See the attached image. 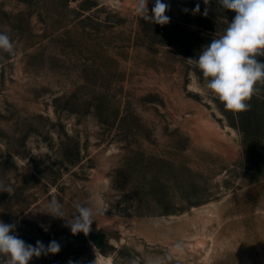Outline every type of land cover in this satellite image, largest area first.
I'll return each instance as SVG.
<instances>
[{"label":"rangeland","instance_id":"374dc122","mask_svg":"<svg viewBox=\"0 0 264 264\" xmlns=\"http://www.w3.org/2000/svg\"><path fill=\"white\" fill-rule=\"evenodd\" d=\"M163 2L161 26L134 0H0L15 48L0 52V182L13 189L0 221L61 249L29 264H146L177 242L166 264H264V89L227 110L187 62L235 13ZM53 198L64 218L44 212ZM77 203L107 209L87 236L67 223Z\"/></svg>","mask_w":264,"mask_h":264},{"label":"clouds","instance_id":"9594fccd","mask_svg":"<svg viewBox=\"0 0 264 264\" xmlns=\"http://www.w3.org/2000/svg\"><path fill=\"white\" fill-rule=\"evenodd\" d=\"M203 3V15L207 16L210 0H203ZM216 4L233 11L235 16L221 35L203 46L197 59L189 58L187 62L199 69L204 79V87L227 110L248 111L251 107L249 101L264 89V63L257 59L264 56V0H216ZM169 7L163 0H155L152 15H149L148 0H134V9L138 16L161 26L170 21V17L166 15ZM191 11L193 14L199 13L200 4L197 3ZM0 52L9 56L15 52L11 37L4 31H0ZM12 191L11 186L0 182V192L11 194ZM75 209V213L67 220L68 226L73 235L82 232L85 236L91 231L95 216L104 215L107 210L102 204L93 207L79 203L75 205ZM44 212L54 218H64L63 205L55 198L48 201ZM15 229V224L0 221V264H29L33 257L57 254L61 250L55 240L50 241L47 246L39 240L34 246L27 244L13 234ZM183 252V243L177 242L167 257L149 258L146 264H166L174 255H182ZM131 264L141 262L133 258Z\"/></svg>","mask_w":264,"mask_h":264},{"label":"water","instance_id":"95a60500","mask_svg":"<svg viewBox=\"0 0 264 264\" xmlns=\"http://www.w3.org/2000/svg\"><path fill=\"white\" fill-rule=\"evenodd\" d=\"M91 239H92L93 243L95 244V246L98 247L99 242L97 240V237L94 234H91Z\"/></svg>","mask_w":264,"mask_h":264},{"label":"trees","instance_id":"16d2710c","mask_svg":"<svg viewBox=\"0 0 264 264\" xmlns=\"http://www.w3.org/2000/svg\"><path fill=\"white\" fill-rule=\"evenodd\" d=\"M42 233V236H44V237H46L47 235H45L43 232H41ZM101 252H103L102 250H101ZM54 264V263H53Z\"/></svg>","mask_w":264,"mask_h":264}]
</instances>
